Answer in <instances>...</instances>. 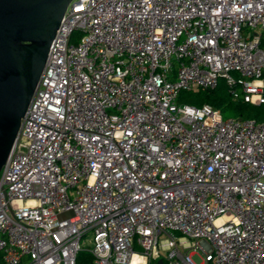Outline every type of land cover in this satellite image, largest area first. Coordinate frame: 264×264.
Instances as JSON below:
<instances>
[{
  "label": "built area",
  "instance_id": "2783aa9c",
  "mask_svg": "<svg viewBox=\"0 0 264 264\" xmlns=\"http://www.w3.org/2000/svg\"><path fill=\"white\" fill-rule=\"evenodd\" d=\"M263 74L264 0H70L0 168V264H264V123L176 102L264 103Z\"/></svg>",
  "mask_w": 264,
  "mask_h": 264
},
{
  "label": "water",
  "instance_id": "95a60500",
  "mask_svg": "<svg viewBox=\"0 0 264 264\" xmlns=\"http://www.w3.org/2000/svg\"><path fill=\"white\" fill-rule=\"evenodd\" d=\"M69 1L0 0V168Z\"/></svg>",
  "mask_w": 264,
  "mask_h": 264
},
{
  "label": "trees",
  "instance_id": "16d2710c",
  "mask_svg": "<svg viewBox=\"0 0 264 264\" xmlns=\"http://www.w3.org/2000/svg\"><path fill=\"white\" fill-rule=\"evenodd\" d=\"M264 86V74L262 75ZM264 94V89H263ZM177 103H186L191 106L200 107L207 104L219 110L222 117L254 118L264 123V103H249L241 98H232L228 92L225 82L219 78L211 88H202L197 91L180 90L176 96ZM87 261V256L79 255L78 263ZM206 264H212L207 262Z\"/></svg>",
  "mask_w": 264,
  "mask_h": 264
},
{
  "label": "rangeland",
  "instance_id": "374dc122",
  "mask_svg": "<svg viewBox=\"0 0 264 264\" xmlns=\"http://www.w3.org/2000/svg\"><path fill=\"white\" fill-rule=\"evenodd\" d=\"M88 238L85 240V242H88ZM192 260L195 263H198V262L201 261V253H200V251H197V253H195V254L192 255Z\"/></svg>",
  "mask_w": 264,
  "mask_h": 264
},
{
  "label": "bare ground",
  "instance_id": "6f19581e",
  "mask_svg": "<svg viewBox=\"0 0 264 264\" xmlns=\"http://www.w3.org/2000/svg\"><path fill=\"white\" fill-rule=\"evenodd\" d=\"M137 256L133 255L131 259V264H136Z\"/></svg>",
  "mask_w": 264,
  "mask_h": 264
}]
</instances>
